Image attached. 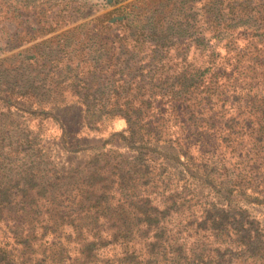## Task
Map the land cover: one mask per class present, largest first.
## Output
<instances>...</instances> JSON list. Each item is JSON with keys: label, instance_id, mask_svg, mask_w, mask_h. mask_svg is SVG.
I'll use <instances>...</instances> for the list:
<instances>
[{"label": "trees", "instance_id": "trees-1", "mask_svg": "<svg viewBox=\"0 0 264 264\" xmlns=\"http://www.w3.org/2000/svg\"><path fill=\"white\" fill-rule=\"evenodd\" d=\"M70 1L0 0L16 38L41 37L0 60V99L63 128L45 106L68 91L87 129L123 124L93 151L64 134L85 152L68 165L0 130V264H264V0L59 23Z\"/></svg>", "mask_w": 264, "mask_h": 264}, {"label": "rangeland", "instance_id": "rangeland-1", "mask_svg": "<svg viewBox=\"0 0 264 264\" xmlns=\"http://www.w3.org/2000/svg\"><path fill=\"white\" fill-rule=\"evenodd\" d=\"M125 1L128 0H71L69 2V8L61 10L60 16L56 14L51 16L57 18L59 23L62 22L68 25L71 22H79L89 19L90 17L112 9L113 7H116V5H120ZM77 2L82 3L79 11L71 8L72 6L76 7ZM7 3L11 2L8 1ZM32 3L33 2L28 3V7L30 6L29 4ZM35 3L40 5L39 0H35ZM25 4H27V1ZM56 11L57 6H54L53 13ZM15 31L16 27L14 24L0 16V60H2L4 56L10 55L12 52L29 47L32 43L41 38L35 37L31 40H27V36L24 33L21 34V37L18 36L16 38L13 35ZM27 52H29V49H27ZM24 65L25 64L21 65V72L25 68ZM2 77L3 76L0 75V82L2 81ZM44 84L51 87L48 80L44 82ZM2 95L3 92L0 91V97ZM23 103L25 105L28 104L27 102ZM18 104L19 103H17V105ZM50 106H52L51 113L57 116V119L62 123L63 128L60 127L57 120L52 117H44L40 114L29 113L14 105L6 108L5 105H3V101L0 99V130L9 134L21 133L24 131L28 136L36 137V141L44 147V151L51 155V159L58 162L60 165H68L71 161V163L82 162L85 158V152H78L77 156L73 159L72 156L69 157L67 152L63 150L62 146V138L64 137V134L66 135V140L71 142L72 145L75 143L74 139L82 138L80 142L92 144L93 147L91 148V151H93L94 149L100 148L102 140L107 137L111 131L119 129L123 124L122 119L115 116L106 120L104 125H99L100 127L103 126L100 131L87 129L80 122V108L77 103V97L71 95L68 91L62 93L61 100L55 99V101L51 103H46L45 107L48 108ZM15 123H17V126H15ZM167 149H169V151L171 150V148Z\"/></svg>", "mask_w": 264, "mask_h": 264}, {"label": "water", "instance_id": "water-1", "mask_svg": "<svg viewBox=\"0 0 264 264\" xmlns=\"http://www.w3.org/2000/svg\"><path fill=\"white\" fill-rule=\"evenodd\" d=\"M119 18L121 17V16H118ZM114 18H111V20H113Z\"/></svg>", "mask_w": 264, "mask_h": 264}]
</instances>
